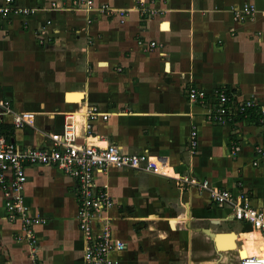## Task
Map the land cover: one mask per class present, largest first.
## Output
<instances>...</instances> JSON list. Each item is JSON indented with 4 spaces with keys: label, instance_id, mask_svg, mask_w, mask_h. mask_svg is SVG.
Instances as JSON below:
<instances>
[{
    "label": "crops",
    "instance_id": "1",
    "mask_svg": "<svg viewBox=\"0 0 264 264\" xmlns=\"http://www.w3.org/2000/svg\"><path fill=\"white\" fill-rule=\"evenodd\" d=\"M53 1L60 7L52 8ZM95 2L115 11H89L72 0H16L41 10L0 16V99L9 100L15 112L36 116L34 125L24 127H16L12 115L0 116V131L22 148L46 146L63 131L67 112L94 105L100 114L89 142L149 156L151 171L96 172L97 187L106 188L115 202L108 212L113 234L127 243L112 253L116 264H140L142 255H151L145 264H166L159 243L168 230L154 224L165 221L173 239L180 238L179 249L192 257L198 252L190 249L194 236L204 233L214 242L216 232L237 234L235 249L218 251L214 243L208 253L215 257L199 264H240L245 256H264L260 230L236 220L230 204L180 187L173 177L192 175L245 192L264 210L258 107L224 124L208 117L221 90L264 105V0H155L147 3L156 11L152 16L143 14L139 0ZM246 5L256 12L246 14ZM192 87L206 92V102L190 100ZM79 124L83 142L86 131L82 120ZM194 130L198 145L191 151ZM235 146L240 150L234 153ZM26 172L22 203L33 218L30 226L18 213L10 215L0 185V264H86L76 180L50 164L29 165ZM180 221L187 234L178 230Z\"/></svg>",
    "mask_w": 264,
    "mask_h": 264
},
{
    "label": "built area",
    "instance_id": "2",
    "mask_svg": "<svg viewBox=\"0 0 264 264\" xmlns=\"http://www.w3.org/2000/svg\"><path fill=\"white\" fill-rule=\"evenodd\" d=\"M96 0H72L79 8L98 10L103 13L115 11L109 3H101L96 6ZM143 14L152 16L156 11L147 8V3L155 0H139ZM52 8L60 7L59 2L53 1ZM41 10L37 6L22 7L16 0L0 1V16L9 18L12 14H34ZM123 11H121L122 13ZM159 12V11H158ZM246 14L256 12L254 5L244 7ZM124 13V12H123ZM122 13V14H123ZM51 23L50 20L47 21ZM156 45L155 41L151 46ZM216 107H212L208 113L211 120L218 123H228L238 116L248 117L254 108L258 107V122L264 125V105L252 99H238L230 96L225 90L215 93ZM189 97L192 102L204 103L207 100L206 92L197 88L189 89ZM97 106L89 105L78 111H70L65 114L64 128L60 134L52 136V141L46 146L19 147L11 141L5 133L0 131V185L7 197V208L12 217L18 216L26 225H31L33 218L29 216L28 206L22 203V192L27 181L26 168L29 165L50 164L58 167L67 175L73 177L78 185V219L79 229L85 237L84 261L86 264H116L112 259V253L127 247L124 240L116 238L111 227L109 209L115 206V202L108 190L96 185V172L108 171L111 168H132L151 171L153 164L145 153L124 152L115 143L89 142L92 133V122L99 117ZM12 115L13 124L16 127L34 125L35 113L15 112L9 100L0 99V116ZM83 122L86 134L84 141L80 139V124ZM197 131H192L191 151L198 145ZM240 150L235 146L233 152ZM259 156H264V144L256 146ZM257 164V161L254 162ZM181 187H195L200 192H208L211 199L219 204H230L232 215L236 220L253 225L264 234V210L254 206L245 192L235 193L226 188L213 186L209 180H199L192 175L173 176ZM240 264H264V256L248 255L241 259Z\"/></svg>",
    "mask_w": 264,
    "mask_h": 264
},
{
    "label": "rangeland",
    "instance_id": "3",
    "mask_svg": "<svg viewBox=\"0 0 264 264\" xmlns=\"http://www.w3.org/2000/svg\"><path fill=\"white\" fill-rule=\"evenodd\" d=\"M154 224L159 229L164 228V230L169 231V232L167 231V233L166 232L164 233V242L161 241L159 243V245L164 244V260L166 259L169 264H188V262H190V260H194L195 264H199V261L202 259L210 258L212 256L215 257L216 253L214 251H213V253H208V250H210L214 247V242L212 241V239H209L208 237L206 239V237L204 236L205 235L204 233H202L201 235H198L197 237H195V236L193 237V242L190 245V247H191L190 249H191V251H192V248L198 249V252L195 253V255L192 257V254L189 253L190 251L187 252L182 247L179 249V239L180 238L173 239V234L175 232H174V230H172L170 228L169 223L167 221H165L164 224L163 223L159 224L158 222L154 223ZM198 224L199 223L196 222L193 224V226L196 227ZM183 225H184V223L182 221L177 223L178 230L180 229V227H182L183 228L182 231L186 232V234H187V230L184 229ZM172 228H176V224ZM156 239L157 238L155 236V240ZM166 249H167V251H166ZM222 252H224V251H222ZM225 252H229V250H226ZM142 256L139 257V261H137V262H140V264H145V263L150 262L148 260L150 259L151 255H147V257H145V256L142 257ZM167 262H166V264H167ZM225 264H230V263L226 262Z\"/></svg>",
    "mask_w": 264,
    "mask_h": 264
},
{
    "label": "water",
    "instance_id": "4",
    "mask_svg": "<svg viewBox=\"0 0 264 264\" xmlns=\"http://www.w3.org/2000/svg\"><path fill=\"white\" fill-rule=\"evenodd\" d=\"M212 237V235H210ZM237 234L234 231L230 232H216L215 236L212 237L215 243V246L218 251L232 250V246L236 245L235 239ZM220 240L228 241L229 243H224V248H220Z\"/></svg>",
    "mask_w": 264,
    "mask_h": 264
},
{
    "label": "bare ground",
    "instance_id": "5",
    "mask_svg": "<svg viewBox=\"0 0 264 264\" xmlns=\"http://www.w3.org/2000/svg\"><path fill=\"white\" fill-rule=\"evenodd\" d=\"M176 222H177V219H176V218H172V219H170V223H171L172 227L175 226ZM237 237H238V236H237ZM237 237L234 238V239H235V242H236ZM219 243H220V248L222 249V248H224L223 244H224V243H229V242H228V241H224V240H220ZM236 247H237V242H236V245L232 246L231 248H232V249H235ZM245 257H246V256H245Z\"/></svg>",
    "mask_w": 264,
    "mask_h": 264
},
{
    "label": "trees",
    "instance_id": "6",
    "mask_svg": "<svg viewBox=\"0 0 264 264\" xmlns=\"http://www.w3.org/2000/svg\"><path fill=\"white\" fill-rule=\"evenodd\" d=\"M254 117H255V116H254ZM255 118H257V116H256ZM257 120H258V118H257Z\"/></svg>",
    "mask_w": 264,
    "mask_h": 264
}]
</instances>
